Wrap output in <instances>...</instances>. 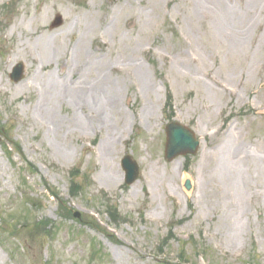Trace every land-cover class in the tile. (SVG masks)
Listing matches in <instances>:
<instances>
[{
    "label": "rangeland",
    "instance_id": "1",
    "mask_svg": "<svg viewBox=\"0 0 264 264\" xmlns=\"http://www.w3.org/2000/svg\"><path fill=\"white\" fill-rule=\"evenodd\" d=\"M255 1L0 0V264H264ZM65 81L105 93L103 119L91 92L61 97ZM166 93L202 141L194 157L164 159ZM127 155L140 168L130 186ZM58 199L81 220H61ZM24 218L60 226L51 238L13 231Z\"/></svg>",
    "mask_w": 264,
    "mask_h": 264
},
{
    "label": "water",
    "instance_id": "2",
    "mask_svg": "<svg viewBox=\"0 0 264 264\" xmlns=\"http://www.w3.org/2000/svg\"><path fill=\"white\" fill-rule=\"evenodd\" d=\"M61 24L60 18L54 26ZM10 78L13 82L19 83L24 78V65L18 64L12 71ZM167 143H166V160L172 161L177 156L185 154H196L198 149V142L195 140L194 135L188 129L176 124L170 125L166 129ZM123 168L126 171V183L128 185L133 184L139 176V168L135 162H132L129 157H126L123 161ZM190 183H186V189L190 190ZM76 217H79L76 214Z\"/></svg>",
    "mask_w": 264,
    "mask_h": 264
},
{
    "label": "bare ground",
    "instance_id": "3",
    "mask_svg": "<svg viewBox=\"0 0 264 264\" xmlns=\"http://www.w3.org/2000/svg\"><path fill=\"white\" fill-rule=\"evenodd\" d=\"M255 6L258 5V2H260V0H256L255 1ZM59 87L60 89L58 88L57 92L61 95V97H65L67 100H70L72 102H75V103H81V102H85V100L89 99L90 96H88V94H90L91 92V98H97V100L99 101V107L100 109L98 110V115H99V118L100 119H103V109H104V103H105V99L107 97V95L102 92H100L99 90L97 91H94L93 88L87 90L85 88H83L82 85H73V83H68V82H60L59 83ZM84 90V92H83ZM94 94H93V93ZM107 101V99H106ZM80 125L84 126V121H79ZM231 148L228 149L227 153H226V156H225V159L226 157L229 158V159H232L233 156H234V151H230Z\"/></svg>",
    "mask_w": 264,
    "mask_h": 264
},
{
    "label": "trees",
    "instance_id": "4",
    "mask_svg": "<svg viewBox=\"0 0 264 264\" xmlns=\"http://www.w3.org/2000/svg\"><path fill=\"white\" fill-rule=\"evenodd\" d=\"M61 210L63 211L64 213V217L65 218H71L72 217V211L71 209L67 208L65 206V204H62L61 205ZM47 226L41 224V223H38L37 225H35L32 229H29V234H31V236L33 235H41V232L44 228H46Z\"/></svg>",
    "mask_w": 264,
    "mask_h": 264
}]
</instances>
